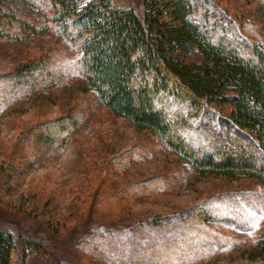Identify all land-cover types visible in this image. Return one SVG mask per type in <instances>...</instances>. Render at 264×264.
Instances as JSON below:
<instances>
[{"label":"rangeland","instance_id":"obj_1","mask_svg":"<svg viewBox=\"0 0 264 264\" xmlns=\"http://www.w3.org/2000/svg\"><path fill=\"white\" fill-rule=\"evenodd\" d=\"M213 1L238 36L264 46L262 0ZM8 5L39 33L14 40L9 32H15L0 25V75L23 73L44 59H54L57 73L53 84L26 82L16 95L0 94L6 103L0 114V230L16 238L14 264H264V185L254 178L201 176L158 134L138 130L86 90L76 68L81 53L59 35L51 0ZM187 59L202 60L198 54ZM68 116L75 129L62 149L59 127L45 126ZM198 206L208 215L204 222ZM174 217L184 220V241L161 244L139 236L163 225L155 220ZM100 228L119 231V237L94 232Z\"/></svg>","mask_w":264,"mask_h":264},{"label":"trees","instance_id":"obj_2","mask_svg":"<svg viewBox=\"0 0 264 264\" xmlns=\"http://www.w3.org/2000/svg\"><path fill=\"white\" fill-rule=\"evenodd\" d=\"M8 1L0 0V25L15 32L9 35L24 40L39 33L37 24L9 10ZM79 1L51 0L59 35L81 53L76 68L88 92L138 130L158 134L201 176H240L264 185V46L238 36L213 0H92L82 7ZM194 54L202 60L190 62ZM55 65L44 59L23 73L0 75V94L16 95L26 82L55 83ZM175 106L180 109L172 111ZM71 121L45 126L59 127L62 149L75 129ZM45 135L41 140L53 145ZM196 210L207 220L202 207ZM155 221L163 225L154 228L151 221L158 230L139 236L161 244L184 241L182 218ZM94 232H109V239L120 233ZM17 248L14 235L0 230V264H14Z\"/></svg>","mask_w":264,"mask_h":264}]
</instances>
